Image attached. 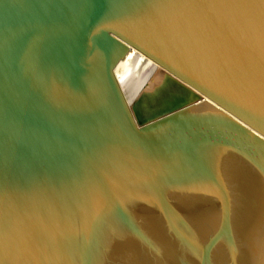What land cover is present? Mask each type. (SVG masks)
<instances>
[{"label": "water", "instance_id": "1", "mask_svg": "<svg viewBox=\"0 0 264 264\" xmlns=\"http://www.w3.org/2000/svg\"><path fill=\"white\" fill-rule=\"evenodd\" d=\"M0 264H264V0H0Z\"/></svg>", "mask_w": 264, "mask_h": 264}]
</instances>
